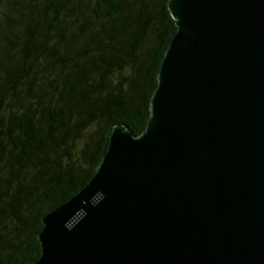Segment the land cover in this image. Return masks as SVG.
<instances>
[{"label": "water", "instance_id": "95a60500", "mask_svg": "<svg viewBox=\"0 0 264 264\" xmlns=\"http://www.w3.org/2000/svg\"><path fill=\"white\" fill-rule=\"evenodd\" d=\"M138 135L112 126L33 264H264V0H167Z\"/></svg>", "mask_w": 264, "mask_h": 264}, {"label": "trees", "instance_id": "16d2710c", "mask_svg": "<svg viewBox=\"0 0 264 264\" xmlns=\"http://www.w3.org/2000/svg\"><path fill=\"white\" fill-rule=\"evenodd\" d=\"M167 0H0V264H33L42 217L138 135L175 32Z\"/></svg>", "mask_w": 264, "mask_h": 264}]
</instances>
